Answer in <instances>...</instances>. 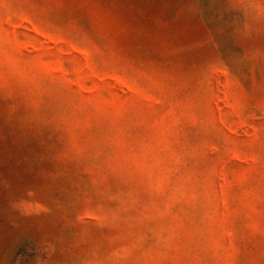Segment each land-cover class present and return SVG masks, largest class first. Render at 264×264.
<instances>
[{"label": "rangeland", "instance_id": "rangeland-1", "mask_svg": "<svg viewBox=\"0 0 264 264\" xmlns=\"http://www.w3.org/2000/svg\"><path fill=\"white\" fill-rule=\"evenodd\" d=\"M0 264H264V0H0Z\"/></svg>", "mask_w": 264, "mask_h": 264}]
</instances>
